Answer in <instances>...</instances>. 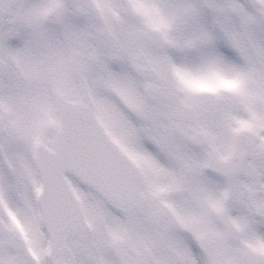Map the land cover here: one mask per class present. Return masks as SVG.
Returning <instances> with one entry per match:
<instances>
[{
    "label": "snow or ice",
    "instance_id": "1",
    "mask_svg": "<svg viewBox=\"0 0 264 264\" xmlns=\"http://www.w3.org/2000/svg\"><path fill=\"white\" fill-rule=\"evenodd\" d=\"M0 264H264V0H0Z\"/></svg>",
    "mask_w": 264,
    "mask_h": 264
}]
</instances>
